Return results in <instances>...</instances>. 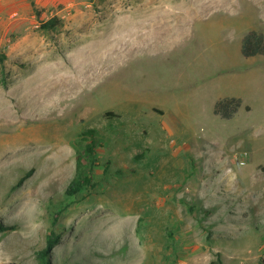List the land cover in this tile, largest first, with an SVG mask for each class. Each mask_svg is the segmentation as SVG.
Returning <instances> with one entry per match:
<instances>
[{
  "label": "rangeland",
  "instance_id": "1",
  "mask_svg": "<svg viewBox=\"0 0 264 264\" xmlns=\"http://www.w3.org/2000/svg\"><path fill=\"white\" fill-rule=\"evenodd\" d=\"M252 29L264 0H0V263L39 264L56 230L52 264H263ZM90 128L94 186L70 196Z\"/></svg>",
  "mask_w": 264,
  "mask_h": 264
},
{
  "label": "trees",
  "instance_id": "2",
  "mask_svg": "<svg viewBox=\"0 0 264 264\" xmlns=\"http://www.w3.org/2000/svg\"><path fill=\"white\" fill-rule=\"evenodd\" d=\"M241 51L246 57L264 55V32L255 29L248 31L242 39ZM0 60H4L3 56H0ZM242 105L243 99L241 97H223L216 101L214 105V113L222 118L230 119L235 116ZM96 134L97 130L94 128H90L84 133L87 144L84 148L77 151L76 174L66 188V193L70 196H75L82 190L92 188L94 186L92 170L97 162L94 157L97 144ZM5 228L6 226L3 223H0V231H4ZM61 234V232L53 230L47 237L46 245L37 252L39 264H52V250L60 242ZM0 264L19 263L12 261L8 263L2 262Z\"/></svg>",
  "mask_w": 264,
  "mask_h": 264
},
{
  "label": "bare ground",
  "instance_id": "3",
  "mask_svg": "<svg viewBox=\"0 0 264 264\" xmlns=\"http://www.w3.org/2000/svg\"><path fill=\"white\" fill-rule=\"evenodd\" d=\"M126 40H127V38H126ZM117 48H115L114 46H112V47H110V49L108 50V52L109 53H111V52H113L114 50H116ZM97 58H100V61H102V58L101 57H98L97 55L95 56V59H97ZM63 74H65L66 75V79L65 80H67V81H70L71 80V74H69V72L67 73V71H63ZM51 83V82H50ZM52 84H54V81H53V83ZM49 86H50V84H48ZM46 95H47V93H46ZM44 97H46V96H44ZM43 99V98H42ZM37 100V99H36ZM46 102V101H45ZM50 103V102H49Z\"/></svg>",
  "mask_w": 264,
  "mask_h": 264
}]
</instances>
